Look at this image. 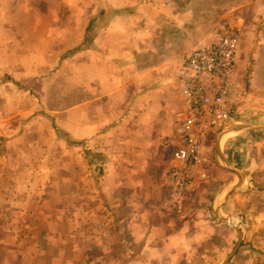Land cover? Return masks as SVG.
<instances>
[{
	"label": "crops",
	"instance_id": "1",
	"mask_svg": "<svg viewBox=\"0 0 264 264\" xmlns=\"http://www.w3.org/2000/svg\"><path fill=\"white\" fill-rule=\"evenodd\" d=\"M84 2L88 4L81 9L97 15L86 22V26L97 29V35H85L83 50L97 53L99 60L151 55L147 49L154 51L155 42L162 38L170 41L166 37L181 40L180 36L186 35L185 27L193 28L196 22L190 8L193 0H97V5L93 0ZM28 3L31 0H0V264H85L89 259L103 264H176V252L191 249L203 240L192 228L197 222L191 224L190 219L165 232L157 227L164 210L173 214L180 211L165 204L169 193L166 179L163 173L161 178L153 179V168L144 158L164 150L162 144L161 151H152V144L162 134L158 124L163 127V111L168 114L167 91L152 90L146 96L148 111L133 132L122 130L124 144L120 146L112 131L116 106H110L107 112L104 104L88 94L64 111L65 117L59 119L65 120L64 129L72 142H88L87 148L98 149L102 139L112 140L107 153L113 154L114 160H105L103 172L98 167L95 174L74 143L59 146L51 122L35 114L36 102L23 97L15 85L39 73L44 63L42 48L25 51L17 45L23 38L15 31V16ZM119 26L133 29V34H116ZM143 27L145 32L141 31ZM12 74L17 81H10ZM176 80L180 91L177 72ZM180 97L183 119L186 103L181 91ZM262 135L264 129L234 133L225 145L222 143L225 157L236 163L261 157L264 163ZM214 170L212 161L209 178L186 193L214 183ZM236 179L227 184L220 182V189L210 194L213 211L223 223L228 220L222 221L216 208L226 198L221 213L225 218L233 217L225 213V208L233 207L244 187L243 183L230 194ZM261 217L263 222V212ZM236 224L235 219L232 226Z\"/></svg>",
	"mask_w": 264,
	"mask_h": 264
},
{
	"label": "rangeland",
	"instance_id": "2",
	"mask_svg": "<svg viewBox=\"0 0 264 264\" xmlns=\"http://www.w3.org/2000/svg\"><path fill=\"white\" fill-rule=\"evenodd\" d=\"M85 4L88 2L84 0H31L25 9L18 12L14 20L17 25L15 31L23 38L17 44L19 49L30 51L42 48L45 56L39 73L20 81L12 74L10 81H17L15 85L22 96L36 102L38 111L35 114L51 122L59 137V146L69 147L74 143L73 147L81 156H85L95 174L99 172L95 168L102 169L101 165L105 160L107 163L114 160V155L107 153L112 140L102 139L98 149L87 148L88 142H72L64 129L65 120L59 119L61 116L65 117L64 111L69 109L68 106L87 98L88 94L104 104L107 112L110 106H116L112 131L114 136L117 134V145L120 146L121 142L124 144L122 130L133 132L148 111V107L144 105L146 96L152 90L162 92L164 88L163 91H167L169 95L170 105L168 114L163 111V127L158 124L159 129L161 128L158 132L162 134L152 144V151H161L162 144L164 150L155 152L152 157L144 156L153 168V179L157 180L171 163V153L166 149L164 141L173 134L176 137L174 132L184 112L176 80L180 61L185 54L214 41L228 28L235 27L241 31L234 68V81H238L242 91L239 121L264 123V0H193L190 8L196 16V22L193 28L185 27L186 35L180 36L181 40L166 37L170 39L167 41L162 38L154 43V51L147 49L151 50V55L117 61L99 60L97 53L89 54L83 50L85 35H97L94 26H90L91 29L86 26V22L97 15L82 10L81 7ZM93 4L97 5V0H93ZM102 13L106 16L107 12ZM118 15L123 14L119 12ZM106 27L103 25L104 29ZM132 30L119 26L115 32L129 36L131 32L133 34ZM141 31L145 32L146 28H141ZM76 49L80 51L72 54ZM45 63L48 66H44ZM105 121L109 123V114ZM108 129L107 127V131ZM102 130L105 133V128ZM217 133L211 139V157L215 166L211 176L215 178L214 183L186 193L181 210L177 214L164 210L165 214L157 227L165 232L167 228H176L188 219L191 224L193 221L197 222L198 225L192 228L203 241L191 249L176 252L179 258L176 264H223L239 241L236 226L243 231L244 240L230 264H264V220H261V212L264 213V163H261V157L243 163L233 162L226 157L243 173L244 187L238 192L233 207L225 208V213L232 215L237 224L232 226L234 220L221 222L213 211L210 194L220 189V182L227 184L229 180L237 179L235 173L224 168L220 162L215 142ZM232 136L234 133L228 135L222 143L225 145ZM261 137L264 138V135ZM199 215L201 218L197 219Z\"/></svg>",
	"mask_w": 264,
	"mask_h": 264
},
{
	"label": "built area",
	"instance_id": "3",
	"mask_svg": "<svg viewBox=\"0 0 264 264\" xmlns=\"http://www.w3.org/2000/svg\"><path fill=\"white\" fill-rule=\"evenodd\" d=\"M241 31L232 27L217 38L185 54L177 71L186 116L176 128V137L166 138L171 163L163 172L169 186L165 204L181 210L186 192L209 178L211 139L224 127L238 122L242 91L234 81ZM85 264H103L89 259Z\"/></svg>",
	"mask_w": 264,
	"mask_h": 264
},
{
	"label": "water",
	"instance_id": "4",
	"mask_svg": "<svg viewBox=\"0 0 264 264\" xmlns=\"http://www.w3.org/2000/svg\"><path fill=\"white\" fill-rule=\"evenodd\" d=\"M260 129H264V123H232L226 127H224L223 129H221L217 135H216V149H217V155L220 159L221 164L224 166V168H226L227 170L234 172L238 178V182L236 185H234L229 193H233L235 190L240 189L244 183L243 180V173L241 171H239L236 167H234L231 162H229L227 160V158L225 157L223 151H222V141L225 137H227L230 134L233 133H237V132H247V131H254V130H260ZM226 202V198H224L222 200V202L217 206L216 208V212L219 216V218L222 221H229V222H233L234 218L233 217H228L225 218L223 217L222 213H221V209L222 206L225 204ZM235 230L237 232V235L239 237V241L236 245V247L234 248V250L229 254V256L227 257V259L225 260V262L223 264H230L232 258L237 254V252L239 251V249L241 248L242 244H243V240H244V233L243 231L239 228V227H235Z\"/></svg>",
	"mask_w": 264,
	"mask_h": 264
},
{
	"label": "trees",
	"instance_id": "5",
	"mask_svg": "<svg viewBox=\"0 0 264 264\" xmlns=\"http://www.w3.org/2000/svg\"><path fill=\"white\" fill-rule=\"evenodd\" d=\"M88 29H91L90 26L88 27ZM92 31H93V29H92L90 32H92ZM80 49L82 50V46L80 47ZM80 49H76L75 51L72 52V54H73V53H77V52H79ZM72 54H71V55H72ZM80 102H82V100H81V101L78 100V101L74 102L73 104H71V105L68 106V107H71V106L77 105V104H79ZM68 107H67V108H68Z\"/></svg>",
	"mask_w": 264,
	"mask_h": 264
}]
</instances>
